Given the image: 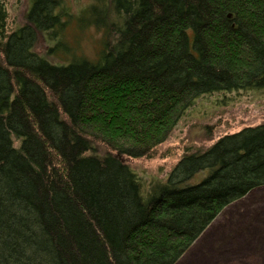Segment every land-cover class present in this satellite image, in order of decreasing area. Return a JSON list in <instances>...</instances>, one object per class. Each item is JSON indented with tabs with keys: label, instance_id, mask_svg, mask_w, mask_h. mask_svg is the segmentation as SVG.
Masks as SVG:
<instances>
[{
	"label": "trees",
	"instance_id": "1",
	"mask_svg": "<svg viewBox=\"0 0 264 264\" xmlns=\"http://www.w3.org/2000/svg\"><path fill=\"white\" fill-rule=\"evenodd\" d=\"M30 2L14 29L0 0V264H177L264 186V124L164 178L132 165L199 99L264 91V0H93L78 15ZM72 19L104 32L94 60L65 44Z\"/></svg>",
	"mask_w": 264,
	"mask_h": 264
},
{
	"label": "rangeland",
	"instance_id": "2",
	"mask_svg": "<svg viewBox=\"0 0 264 264\" xmlns=\"http://www.w3.org/2000/svg\"><path fill=\"white\" fill-rule=\"evenodd\" d=\"M30 1L6 0L12 28L25 23ZM64 1L67 10L75 15L93 3V0ZM102 33L95 28L81 30L72 19L62 37L65 44L77 48L78 55L94 60L102 48ZM51 48H54L53 42L40 34L36 52L45 54ZM68 58L60 52L54 56V61L63 63ZM263 124L264 91L212 94L199 99L184 115L170 139L157 148L155 159L134 161L132 166L138 172L147 171L164 178L187 151H205L224 135ZM206 174L205 171L199 173L196 180ZM210 228L177 264H264V190L251 193L241 203L225 210Z\"/></svg>",
	"mask_w": 264,
	"mask_h": 264
},
{
	"label": "bare ground",
	"instance_id": "3",
	"mask_svg": "<svg viewBox=\"0 0 264 264\" xmlns=\"http://www.w3.org/2000/svg\"><path fill=\"white\" fill-rule=\"evenodd\" d=\"M7 12H8V8H7ZM9 17V16H8ZM25 20V22H26V18L24 19ZM261 126V125H260ZM255 127H257V126H255ZM217 141H215L212 145H214L215 143H216ZM157 151H156V154L158 153V149H156ZM179 161V160H178ZM177 161V162H178ZM199 173H200V171H198V170H194V173L190 176V178L192 179H190L191 180V183H196V182H199V180H200V178L199 179H197L196 180V176H198L199 175ZM259 190H264V186L263 187H260V188H258L257 190H255V191H259ZM254 191V192H255ZM254 192H252V193H254ZM251 193H249V194H247V195H244V197H241V198H235V199H233V203H231L229 206H227V207H225L224 209H223V211L221 212V214L212 222V225L210 226L211 228L213 227V225H214V223L223 215V212H225V210H227L228 208H230V207H232V206H234V204L236 205V204H239V203H241L242 202V200H244V198H246L248 195H250ZM209 227V228H210ZM208 228V229H209ZM210 228V229H211ZM207 229V230H208ZM206 230V231H207ZM192 246L194 247L195 246V243H193L192 244ZM191 246V247H192ZM190 251V250H189ZM188 251V252H189ZM187 253V252H186ZM185 253V254H186ZM184 254V255H185ZM183 255V256H184Z\"/></svg>",
	"mask_w": 264,
	"mask_h": 264
}]
</instances>
